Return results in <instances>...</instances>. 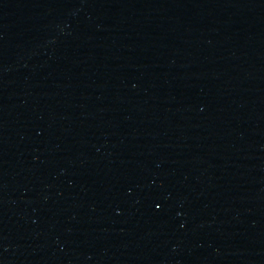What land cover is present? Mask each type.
Wrapping results in <instances>:
<instances>
[{
    "label": "water",
    "instance_id": "1",
    "mask_svg": "<svg viewBox=\"0 0 264 264\" xmlns=\"http://www.w3.org/2000/svg\"><path fill=\"white\" fill-rule=\"evenodd\" d=\"M0 264H264V0H0Z\"/></svg>",
    "mask_w": 264,
    "mask_h": 264
}]
</instances>
